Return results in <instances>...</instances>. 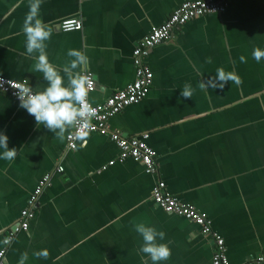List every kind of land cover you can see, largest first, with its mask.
<instances>
[{
  "label": "crops",
  "instance_id": "0c3cea01",
  "mask_svg": "<svg viewBox=\"0 0 264 264\" xmlns=\"http://www.w3.org/2000/svg\"><path fill=\"white\" fill-rule=\"evenodd\" d=\"M184 1L43 0L39 18L52 30L48 59L62 68L69 49L81 50L88 59L77 71L92 73L88 100L101 104L133 82L132 50ZM27 11L28 0H0V75L27 79L36 90L46 82L24 55ZM72 17L82 29L61 31L60 20ZM254 48L264 49V0H226L224 11L187 21L149 51L146 97L108 123L126 136L149 133L153 173L130 158L118 161L117 146L98 132H89L86 146L79 141L68 149L66 137L61 142L37 127L17 100L0 92V132L17 149L11 162L0 159V250L38 181L50 174L28 230L6 245L4 264H20L24 253V264H152L139 252L137 223L165 233L171 256L160 264H213L211 238L153 202L159 182L206 215L224 239L229 264L264 254V59L252 57ZM218 67L242 84L201 91V79L214 77ZM185 83L192 98L180 96ZM42 249L47 259L33 255Z\"/></svg>",
  "mask_w": 264,
  "mask_h": 264
},
{
  "label": "clouds",
  "instance_id": "9594fccd",
  "mask_svg": "<svg viewBox=\"0 0 264 264\" xmlns=\"http://www.w3.org/2000/svg\"><path fill=\"white\" fill-rule=\"evenodd\" d=\"M42 3L43 0H28V11L23 20L22 32L25 36L24 55L35 60L33 71L42 73L46 84L36 90L29 85L27 79L18 84L16 95L19 106L34 117L37 127L44 126L54 133L59 141L63 142L66 134H71L74 139L82 142V146H86L96 110L88 100L89 78L77 69L82 68L88 58L81 50L69 49L67 56L71 59L62 68H57L49 61L45 42L50 40L52 30L39 18ZM252 57L260 62L264 59V49L254 48ZM240 60L242 63L247 62L243 56ZM228 82L239 86L242 79L237 74L218 67L214 77L201 79L199 88L201 91L208 87L222 90ZM193 93L192 85L185 83L180 96L185 99L192 98ZM7 141V135L0 132V149H3L0 159L11 162L17 155V149L9 148ZM133 228L142 238L139 252L147 256L152 264H160L161 261L170 258L171 250L167 243L162 242L165 238L162 230L145 223H137ZM33 255L47 259L49 252L42 249ZM26 259L27 253L22 254L20 264H24Z\"/></svg>",
  "mask_w": 264,
  "mask_h": 264
},
{
  "label": "built area",
  "instance_id": "2783aa9c",
  "mask_svg": "<svg viewBox=\"0 0 264 264\" xmlns=\"http://www.w3.org/2000/svg\"><path fill=\"white\" fill-rule=\"evenodd\" d=\"M226 0H186L177 6L169 17L160 25L153 26L148 34L144 36L136 47L132 50V63L135 69V78L133 82L127 84L123 89L117 90L101 104H92L96 110V116L91 121L90 132H98L107 135L118 148V161L128 158L139 162L148 173L155 171V151L148 144L149 133L144 132L138 135L126 136L121 132L112 131L109 127V119L122 111L124 108L139 103L143 100L150 88L152 82V72L145 63L144 58L149 51L156 45L171 38L173 31L187 21L205 15L224 11ZM59 29L63 32H71L82 29V20L80 18H64L59 22ZM89 78V89L94 88L96 83L91 72L82 71ZM24 80H12L0 75V92L11 95L19 102L16 95V87ZM79 140L73 138L71 134H66V145L70 150L77 147ZM110 160L108 164H113ZM62 167H57V172H61ZM50 174H45L37 183L33 192L26 201V205L20 212V217L16 224L14 223L8 235L4 238L3 248L0 250V264H4L3 255L6 245L12 240L18 231L28 230L30 218L33 217L37 206V197L43 188L48 184ZM151 197L164 212L182 216L199 228L204 236H209L213 244V264H229L225 255L224 239L213 232L211 224L202 212L197 211L192 205L186 204L177 197L168 193L159 182L151 190ZM14 226V227H13ZM239 264H264V254L257 255Z\"/></svg>",
  "mask_w": 264,
  "mask_h": 264
},
{
  "label": "water",
  "instance_id": "95a60500",
  "mask_svg": "<svg viewBox=\"0 0 264 264\" xmlns=\"http://www.w3.org/2000/svg\"><path fill=\"white\" fill-rule=\"evenodd\" d=\"M16 224V223H15ZM14 227V226H13Z\"/></svg>",
  "mask_w": 264,
  "mask_h": 264
}]
</instances>
